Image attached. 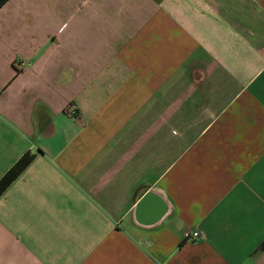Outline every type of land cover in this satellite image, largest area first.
Instances as JSON below:
<instances>
[{
  "label": "crops",
  "instance_id": "1",
  "mask_svg": "<svg viewBox=\"0 0 264 264\" xmlns=\"http://www.w3.org/2000/svg\"><path fill=\"white\" fill-rule=\"evenodd\" d=\"M27 152L0 264H264V0H8L0 179Z\"/></svg>",
  "mask_w": 264,
  "mask_h": 264
},
{
  "label": "trees",
  "instance_id": "2",
  "mask_svg": "<svg viewBox=\"0 0 264 264\" xmlns=\"http://www.w3.org/2000/svg\"><path fill=\"white\" fill-rule=\"evenodd\" d=\"M8 0H0V8ZM34 155L27 152L25 153L0 179V196L3 192L13 183V181L25 170V168L31 163Z\"/></svg>",
  "mask_w": 264,
  "mask_h": 264
},
{
  "label": "built area",
  "instance_id": "3",
  "mask_svg": "<svg viewBox=\"0 0 264 264\" xmlns=\"http://www.w3.org/2000/svg\"><path fill=\"white\" fill-rule=\"evenodd\" d=\"M71 111L73 112V108H71ZM185 237L186 239L197 240L198 238H200V233L197 231L186 232Z\"/></svg>",
  "mask_w": 264,
  "mask_h": 264
}]
</instances>
